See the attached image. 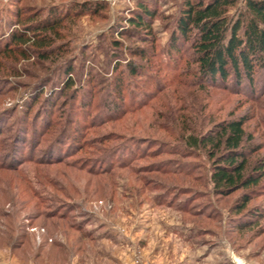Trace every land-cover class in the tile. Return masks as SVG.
<instances>
[{
	"label": "rangeland",
	"instance_id": "obj_1",
	"mask_svg": "<svg viewBox=\"0 0 264 264\" xmlns=\"http://www.w3.org/2000/svg\"><path fill=\"white\" fill-rule=\"evenodd\" d=\"M139 1L158 14L150 39L124 27ZM178 2L0 0V264H264V180L257 227L236 230L240 193L216 195L212 160L189 147L243 118L242 147L264 160V77L255 91L210 87L188 47L168 54ZM30 15L58 22L45 59ZM69 76L75 98L60 96Z\"/></svg>",
	"mask_w": 264,
	"mask_h": 264
},
{
	"label": "trees",
	"instance_id": "obj_2",
	"mask_svg": "<svg viewBox=\"0 0 264 264\" xmlns=\"http://www.w3.org/2000/svg\"><path fill=\"white\" fill-rule=\"evenodd\" d=\"M238 4L237 0H179L167 53H178L185 45L189 48L199 78L210 87L229 88L234 84L255 91L257 76L262 74L264 77V0H244L237 9ZM234 9L235 12L230 15ZM87 10L94 11L92 8ZM157 15L148 2L139 1L130 10L124 27L139 38L150 39L151 22ZM33 18L32 15L27 17L31 22ZM56 24V19L51 22L35 21L24 28L31 32L34 38L32 46L37 47L39 57L43 59L48 56L46 51L53 42V32L57 37ZM10 40L20 46L31 41L22 32H15ZM135 55L143 54L136 50ZM66 72L69 75L71 68L68 67ZM135 74L136 69L128 64L125 77L114 82L112 90L118 99L121 98L125 78ZM74 86L69 76L62 82L60 96L66 97L72 91L70 96L75 98L78 91ZM38 102L39 97L29 102L25 110L26 118ZM45 104L50 105L49 100ZM244 124L243 118L218 123L214 132L190 138L189 143L191 148L203 149L212 160L211 182L216 195L228 197L240 193L232 207L237 216L246 214V217L239 216V220H234L235 228L239 231L253 229L259 223L260 210L249 208V205L256 194L254 190L264 180V160L253 163L251 160L258 147H242Z\"/></svg>",
	"mask_w": 264,
	"mask_h": 264
},
{
	"label": "bare ground",
	"instance_id": "obj_3",
	"mask_svg": "<svg viewBox=\"0 0 264 264\" xmlns=\"http://www.w3.org/2000/svg\"><path fill=\"white\" fill-rule=\"evenodd\" d=\"M235 262V264H241V262L239 260H233Z\"/></svg>",
	"mask_w": 264,
	"mask_h": 264
},
{
	"label": "built area",
	"instance_id": "obj_4",
	"mask_svg": "<svg viewBox=\"0 0 264 264\" xmlns=\"http://www.w3.org/2000/svg\"><path fill=\"white\" fill-rule=\"evenodd\" d=\"M237 1H238V3H240V4L244 2V0H237Z\"/></svg>",
	"mask_w": 264,
	"mask_h": 264
}]
</instances>
